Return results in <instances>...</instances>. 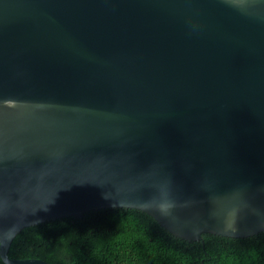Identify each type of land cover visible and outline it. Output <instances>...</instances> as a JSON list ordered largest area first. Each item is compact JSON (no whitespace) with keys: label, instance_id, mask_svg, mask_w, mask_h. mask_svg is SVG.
<instances>
[{"label":"water","instance_id":"obj_1","mask_svg":"<svg viewBox=\"0 0 264 264\" xmlns=\"http://www.w3.org/2000/svg\"><path fill=\"white\" fill-rule=\"evenodd\" d=\"M111 208L264 232V0H0V257Z\"/></svg>","mask_w":264,"mask_h":264},{"label":"trees","instance_id":"obj_2","mask_svg":"<svg viewBox=\"0 0 264 264\" xmlns=\"http://www.w3.org/2000/svg\"><path fill=\"white\" fill-rule=\"evenodd\" d=\"M9 255L47 264H264V232L247 238L203 234L201 241H188L143 211L111 208L25 228Z\"/></svg>","mask_w":264,"mask_h":264}]
</instances>
